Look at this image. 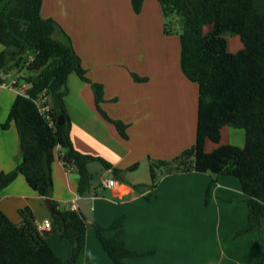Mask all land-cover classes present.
I'll return each instance as SVG.
<instances>
[{
  "label": "crops",
  "instance_id": "0c3cea01",
  "mask_svg": "<svg viewBox=\"0 0 264 264\" xmlns=\"http://www.w3.org/2000/svg\"><path fill=\"white\" fill-rule=\"evenodd\" d=\"M257 1V9L264 13V0ZM41 13L60 24L71 37L87 76L103 84V109L128 124L129 138L124 139L98 111L91 84L71 73L64 100L74 147L122 168L117 177L128 185L148 187L150 171L146 178L137 175L141 167L148 168L142 165L150 158L171 159L196 140L199 87L181 68V17L174 14V24L165 17L159 0H144L140 13L134 11L131 0H43ZM166 23L170 33L165 31ZM233 43L235 49L244 46L238 39ZM3 48L0 43V51ZM17 73H0L5 82L0 81L1 122L7 120L22 92L9 85ZM133 73L147 80L136 81ZM226 127L230 126L222 128L220 143L206 142L207 151L219 144H245L244 130H227L225 139ZM65 151L61 145L56 148L52 198L63 208L77 209L82 198L77 192L79 174L76 167L65 166L60 159L59 154ZM20 160L19 134L11 121L8 129L0 128V172L14 170ZM135 163L136 169H127ZM89 168L93 192L85 197L92 198L93 220L110 227L123 216L118 237L144 254L128 257L127 264H259L262 259L264 228L236 235L248 221L247 197L236 177L195 170L171 173L162 176L146 194L123 196L100 186L102 177L114 176L112 169L96 162ZM23 208L30 209L37 225L51 219L48 199L19 173L0 189V210L20 224ZM91 222L87 219L86 248L78 264H118L104 249ZM47 231L48 244L59 257L68 258L70 241ZM116 232L109 228L104 233L111 237Z\"/></svg>",
  "mask_w": 264,
  "mask_h": 264
},
{
  "label": "trees",
  "instance_id": "16d2710c",
  "mask_svg": "<svg viewBox=\"0 0 264 264\" xmlns=\"http://www.w3.org/2000/svg\"><path fill=\"white\" fill-rule=\"evenodd\" d=\"M144 0H131L136 13ZM165 17L182 19L181 68L186 77L199 87L198 120L195 143L171 159H149L151 183L134 188L140 192L152 189L162 176L171 173L198 171L236 177L246 195L247 224L237 231L241 235L264 228V13L255 0H159ZM43 0H0V73L22 66L26 55L34 52L27 69L36 72L27 78L30 87L20 92L0 128L8 129L11 121L17 127L21 160L12 171L0 172V189L21 173L29 185L46 197L51 206V228L72 245L68 258L59 257L46 241L49 233L40 231L29 208L21 209L23 220L17 224L0 210V264H78L86 248L87 218L80 208H63L52 198L54 181L52 166L56 148L65 166L78 170L77 192L85 197L93 191V173L89 165L99 162L112 169L114 176L124 171L105 158L77 150L71 140V118L65 105L68 77L76 73L91 84L98 111L113 123L120 136L128 139V124L112 118L101 106L104 86L87 76L81 57L71 37L53 18L42 16ZM206 25L211 30L204 32ZM165 31L170 33L168 23ZM226 35H238L243 48L228 50ZM136 81L147 78L133 73ZM2 83V79L0 80ZM19 88V85L17 84ZM46 90L49 107L43 113L34 98ZM230 126L245 131L243 146L219 144L206 150L208 140L220 143L222 128ZM138 163L128 167L134 170ZM101 186V185H100ZM96 195V192H94ZM149 195H147L148 197ZM210 197L207 190L206 202ZM124 217L110 227L92 220L96 234L109 256L118 264H127L128 257L144 255L127 247L118 235ZM117 229L107 237V229ZM259 264H264V255Z\"/></svg>",
  "mask_w": 264,
  "mask_h": 264
},
{
  "label": "built area",
  "instance_id": "2783aa9c",
  "mask_svg": "<svg viewBox=\"0 0 264 264\" xmlns=\"http://www.w3.org/2000/svg\"><path fill=\"white\" fill-rule=\"evenodd\" d=\"M20 75H21V72H18L17 74H15L9 85L13 87H17V84H19L18 82H19ZM4 83L2 84L5 85ZM47 99H48V95L46 93V90H44L42 93H40L38 96L34 98V101L38 104V106L40 107L43 113L44 112L46 113L49 109V107L45 105ZM101 186L106 189H110L116 192H121L123 196L124 195H134V194L143 195V194H146L148 191L146 190L144 192H140L116 176L102 177ZM37 227L40 231L49 230L51 228V219L43 220V222L38 224Z\"/></svg>",
  "mask_w": 264,
  "mask_h": 264
},
{
  "label": "rangeland",
  "instance_id": "374dc122",
  "mask_svg": "<svg viewBox=\"0 0 264 264\" xmlns=\"http://www.w3.org/2000/svg\"><path fill=\"white\" fill-rule=\"evenodd\" d=\"M260 0H258L257 2H259ZM173 18H174V16H170L169 17V19H172L173 20ZM174 21V24H177V22L175 21V19L173 20ZM211 28H212V25H206L205 26V28H204V32L205 33H207L209 30H211ZM226 38H227V40H228V48H229V50L230 51H237L238 49H240V48H234L235 46V44L233 43V39L235 40H239L240 42H242L241 40H240V38H239V36L238 35H226ZM34 52H31V53H29V54H27L26 55V58L24 59L25 60V62L23 61V64H22V66L20 65L19 67H15V68H13V69H11V71L12 72H15V71H17V72H21V75L19 76V89L21 90V91H24V90H26L27 88H29L30 87V84L29 83H27V78L30 76V75H32V74H36V72H33V71H30L29 69H27V62L29 63V62H31L30 60L34 57ZM227 129L225 130V133L224 134H226L224 137H225V139H227V137H228V134H227V130H230V129H232L233 127H226ZM237 129V128H236ZM241 130H243V129H241ZM96 163H99V162H96ZM149 163V162H148ZM147 163V165H142V166H146V167H148V168H145V167H141V169H139L138 171H137V175H139L140 176V178H146V177H148V174H149V164Z\"/></svg>",
  "mask_w": 264,
  "mask_h": 264
},
{
  "label": "water",
  "instance_id": "95a60500",
  "mask_svg": "<svg viewBox=\"0 0 264 264\" xmlns=\"http://www.w3.org/2000/svg\"><path fill=\"white\" fill-rule=\"evenodd\" d=\"M92 198L82 197L78 200V205L88 220H93V213L91 211Z\"/></svg>",
  "mask_w": 264,
  "mask_h": 264
}]
</instances>
